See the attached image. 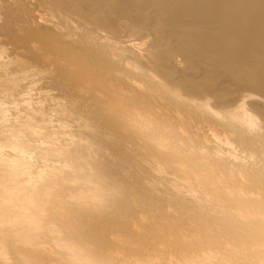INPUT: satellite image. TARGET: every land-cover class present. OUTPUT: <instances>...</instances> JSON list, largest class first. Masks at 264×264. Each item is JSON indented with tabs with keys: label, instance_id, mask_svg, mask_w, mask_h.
<instances>
[{
	"label": "bare ground",
	"instance_id": "obj_1",
	"mask_svg": "<svg viewBox=\"0 0 264 264\" xmlns=\"http://www.w3.org/2000/svg\"><path fill=\"white\" fill-rule=\"evenodd\" d=\"M0 264H264V0H0Z\"/></svg>",
	"mask_w": 264,
	"mask_h": 264
}]
</instances>
